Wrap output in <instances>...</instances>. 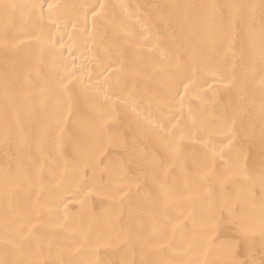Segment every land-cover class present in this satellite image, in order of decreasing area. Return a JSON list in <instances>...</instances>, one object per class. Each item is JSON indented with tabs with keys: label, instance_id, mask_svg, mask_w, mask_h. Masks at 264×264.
<instances>
[{
	"label": "bare ground",
	"instance_id": "obj_1",
	"mask_svg": "<svg viewBox=\"0 0 264 264\" xmlns=\"http://www.w3.org/2000/svg\"><path fill=\"white\" fill-rule=\"evenodd\" d=\"M0 264H264V0H0Z\"/></svg>",
	"mask_w": 264,
	"mask_h": 264
}]
</instances>
